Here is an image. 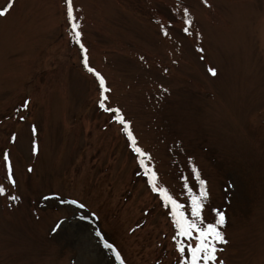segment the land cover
Wrapping results in <instances>:
<instances>
[{
	"label": "rangeland",
	"instance_id": "374dc122",
	"mask_svg": "<svg viewBox=\"0 0 264 264\" xmlns=\"http://www.w3.org/2000/svg\"><path fill=\"white\" fill-rule=\"evenodd\" d=\"M73 4L107 106L132 121L158 184L191 218L183 177L199 194L198 169L205 222L212 209L227 217L221 259L264 264V0ZM70 32L65 0H14L0 16V152L17 181L0 156V264H181L171 206L152 191L119 113L99 107Z\"/></svg>",
	"mask_w": 264,
	"mask_h": 264
},
{
	"label": "snow or ice",
	"instance_id": "6c2138e0",
	"mask_svg": "<svg viewBox=\"0 0 264 264\" xmlns=\"http://www.w3.org/2000/svg\"><path fill=\"white\" fill-rule=\"evenodd\" d=\"M207 2V0H205ZM66 5V20L68 26L71 29L70 36L77 44L81 51L82 63L89 73H91L97 81V86L99 90V101L98 105L101 109L106 112L119 113L116 115V121L122 126V131L125 134L127 141L131 150L136 154L139 166L144 169L145 175L148 176V183L151 185L153 192L159 194L162 200L165 202L166 206H171L176 235L173 236V240L176 241L175 247L181 257H185L181 260V264H226V261L221 259L220 255L223 253L224 248L220 245H228L229 241L225 236V232L222 228L227 224V217L224 211L220 209H212L215 213L213 222H205L204 211L205 202L209 199V192L207 189V182L201 178L200 172L195 167L193 172L195 173V178L199 182V194L193 193L191 188L187 183V177H183L185 183L184 187L188 189L190 197V207H191V218L184 212V205L180 204L177 199L169 192L168 188L162 187L158 184V174L155 170L154 165L151 164L152 155L150 152L146 151L139 144L138 138L133 130L132 121L127 119L123 114L122 109L119 107L113 109L107 106V101L109 100V93L111 89L108 87L107 80L101 72L97 71L95 68L91 67L89 64V51L82 42V32L80 30V24L77 22L79 17L75 14L73 0H65ZM14 6L13 3H9L6 9H0V16L7 15L8 11ZM185 15H190L187 8L183 9ZM186 24H191V20H185ZM183 32L189 33V28L184 27ZM190 34V33H189ZM164 35L168 36L169 33L165 29ZM200 52L204 49L200 48ZM203 58V57H201ZM167 71V69H165ZM208 72L211 76L215 77L218 75V70L214 67H209ZM167 91V89H165ZM29 102L25 101L23 107L27 108ZM23 119V117H21ZM37 131L36 126H32V132ZM16 137L13 136L12 140L15 141ZM33 151H38L37 146H33ZM0 156L3 159V167L5 173V179L10 182L12 187H16L17 181L14 178V166L13 161L10 158V153L8 151L0 152ZM29 172L32 171L31 168L28 169ZM5 194V188L0 186V195ZM18 196H11L12 200H17ZM71 203L76 204V200H72ZM80 208L85 207L84 204L79 205ZM181 237L189 241L185 245L184 240ZM106 247H112V245L105 242ZM190 254V255H189ZM117 259H120V253L116 252ZM123 264V261H121Z\"/></svg>",
	"mask_w": 264,
	"mask_h": 264
}]
</instances>
